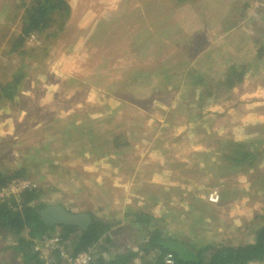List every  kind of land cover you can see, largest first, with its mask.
Masks as SVG:
<instances>
[{"label": "rangeland", "instance_id": "374dc122", "mask_svg": "<svg viewBox=\"0 0 264 264\" xmlns=\"http://www.w3.org/2000/svg\"><path fill=\"white\" fill-rule=\"evenodd\" d=\"M21 1L0 0V83L25 72L15 100L0 102V169L30 157L25 180L43 190L41 202L117 218L170 208L184 216L192 195L211 205L208 195L227 184L229 200L212 205L217 219L194 227L206 239L222 232L227 242L253 240L264 216V124L246 132L254 141L245 142L262 152L252 173L218 168L215 150L225 148L223 135L233 136L230 111L238 114L264 87V57L257 60L250 47L264 39V0H160L161 8L159 0H66L65 28L43 42L26 40L23 57L13 51ZM246 2L248 16L226 34ZM59 27L57 14L48 28ZM234 59L247 66L243 82L230 92L214 84L219 100L205 102L194 79L218 81L213 75ZM118 133L129 145L113 147ZM182 219L166 223L189 228ZM137 236L131 228L113 244L132 247ZM14 240L0 233V264H23L9 249Z\"/></svg>", "mask_w": 264, "mask_h": 264}, {"label": "trees", "instance_id": "16d2710c", "mask_svg": "<svg viewBox=\"0 0 264 264\" xmlns=\"http://www.w3.org/2000/svg\"><path fill=\"white\" fill-rule=\"evenodd\" d=\"M192 1L194 0H168L171 5L176 6ZM163 3L164 1L159 0L158 8H161ZM15 6L23 8L20 18L21 31L13 44V51L15 54L19 53L21 57L29 51L25 47L26 40L32 36L40 39L41 42L52 38L58 31L65 28L71 15V7L66 0H29V2L22 0ZM248 6L247 2L243 4L240 18L232 21L226 27L228 32L226 34L236 31L237 24L248 16ZM201 13L200 11L199 14ZM57 14L60 15V27L56 29L57 31L55 30L56 32H51L48 27ZM226 34L222 38H225ZM254 46V56L257 57V60L263 58L264 39H254L250 47ZM210 61L212 62L211 58ZM197 68L193 71H196ZM207 68L205 73L208 71ZM247 72V66L234 59L219 75H213L219 78L218 81L207 83L205 78H196L194 81L197 84V89L202 87L205 91L201 95V98H205V102H208L209 99L218 101L215 90H211V87L216 84L217 89L221 86L230 92L243 82ZM24 78L25 72L23 68H19L11 80L0 83V102L14 101L19 91L18 87ZM121 135V133L113 134L110 140L113 147L122 148L129 145L128 138L123 140ZM123 136L125 135L123 134ZM261 154L262 152L252 149L246 142L229 140L225 150L216 154L219 161L218 168L230 171L243 168L245 172H250L249 170L256 168L258 161L262 158ZM25 159L26 162L15 169H0V190L15 181L25 180L29 177L30 162L27 161L30 157ZM48 162L50 163L51 160ZM225 186L227 184L220 185L219 201L228 199V191L223 189ZM42 196L43 190L37 187L26 189L19 195L0 201V233L15 239V246H10L9 249L14 248L12 250L15 254L13 258L22 257L23 264H43L38 255L32 251V246L38 240L53 236H58L66 244L72 256L93 248L95 257L91 264H134L135 261L136 264H167L166 258H170L173 264H264V216H259L262 223L258 226L251 243L227 242L226 234L222 232L207 236L206 239L194 225H197L198 222L202 224L210 222L216 218L217 213L214 207L204 200L195 199L196 195H192L191 204L187 206V210L184 208V216L174 215L176 212L174 208H164L162 215L158 216L135 212L126 213L123 218H117L115 215L110 216L106 212L101 215L93 212L87 213L90 222L84 228L62 224L46 225L40 218V211L49 205L41 202ZM172 217L173 219L183 218L182 221L189 222V228L186 225L181 230L172 229L170 223H166ZM123 221L125 222L123 223ZM126 222L127 227L125 228ZM131 228L134 234L138 235L133 243H130L133 246L115 247L113 244L115 234L131 230ZM111 249L120 252L110 257L107 254ZM58 259L55 264H63L62 259Z\"/></svg>", "mask_w": 264, "mask_h": 264}, {"label": "built area", "instance_id": "2783aa9c", "mask_svg": "<svg viewBox=\"0 0 264 264\" xmlns=\"http://www.w3.org/2000/svg\"><path fill=\"white\" fill-rule=\"evenodd\" d=\"M32 39L36 40L34 36ZM31 39V40H32ZM37 188L36 184L29 180L15 181L9 186L0 190V201L14 195H19L26 189ZM208 202L213 205L219 203V195L217 191L210 193L207 197ZM32 251L38 255L43 264H55L60 258L63 264H91L95 257L93 248L72 256L66 244L58 236L44 238L36 241L32 246ZM167 264H173L170 258H166Z\"/></svg>", "mask_w": 264, "mask_h": 264}, {"label": "crops", "instance_id": "0c3cea01", "mask_svg": "<svg viewBox=\"0 0 264 264\" xmlns=\"http://www.w3.org/2000/svg\"><path fill=\"white\" fill-rule=\"evenodd\" d=\"M247 96L250 97V95H247ZM255 97L256 98H255V101L253 103H251V101H249V104L239 106L238 108L233 105L235 108H237V110H239V113L238 114L236 113V115H235V112H237V111H232V110L230 111L231 115L234 114V116H231V117H233V118H235V116L237 117V120L235 121V123H237V124H236L235 130L233 132V136L232 135H223V140H222L223 143L227 142L229 140L245 142V141H248V140L251 141L254 139L252 136L248 135L246 132L248 131L249 128H251V126L256 128L255 125H257L258 123H261L259 125L264 124V113H262V112H264V110H263V108H264V87H262L260 89H256ZM253 127L251 128V131L253 130ZM253 141H252V143H254ZM226 144H224L225 147H226ZM224 150H225V148L223 147L222 150H215V152H217V151L222 152ZM202 152H204V151H202ZM183 157H187L185 153H183ZM250 173H252V172H250ZM233 203L228 204V207H239L240 205H242L239 203H237V204L236 203L233 204ZM212 205L213 204H211V206ZM213 206H215V205H213ZM252 241L253 240L248 241V243H251Z\"/></svg>", "mask_w": 264, "mask_h": 264}, {"label": "water", "instance_id": "95a60500", "mask_svg": "<svg viewBox=\"0 0 264 264\" xmlns=\"http://www.w3.org/2000/svg\"><path fill=\"white\" fill-rule=\"evenodd\" d=\"M41 220L48 226L67 225L85 227L90 218L87 214H74L60 205H49L40 211Z\"/></svg>", "mask_w": 264, "mask_h": 264}]
</instances>
